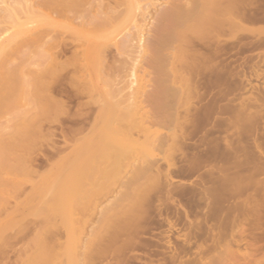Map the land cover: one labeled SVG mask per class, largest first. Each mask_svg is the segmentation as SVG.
Here are the masks:
<instances>
[{"label": "rangeland", "instance_id": "374dc122", "mask_svg": "<svg viewBox=\"0 0 264 264\" xmlns=\"http://www.w3.org/2000/svg\"><path fill=\"white\" fill-rule=\"evenodd\" d=\"M231 1L202 39L215 58L169 109L78 95L42 12L46 43L0 45V264H264V0Z\"/></svg>", "mask_w": 264, "mask_h": 264}, {"label": "bare ground", "instance_id": "6f19581e", "mask_svg": "<svg viewBox=\"0 0 264 264\" xmlns=\"http://www.w3.org/2000/svg\"><path fill=\"white\" fill-rule=\"evenodd\" d=\"M155 1L0 0V24L8 22L18 28L14 34L0 38L2 40L0 45L18 44V42L39 44L47 33L42 31L44 34H41L42 12L45 15L43 23L48 25L45 30L52 28L56 32L55 41L59 44L57 61L60 70L64 69L68 58L71 61V75L76 83L73 87L77 86L78 95L85 93L86 98L87 96L90 98L94 93L100 94L102 89L106 90L107 96L111 94L113 96L111 100L107 97L109 101L106 105L110 106V109L118 108L117 111L122 109L121 112L125 109L138 110L146 103L151 110L169 109L186 93L188 88L186 83L192 77L200 74L198 79H201L204 76L206 56L209 59L211 57L210 60L208 59L210 62L215 58L217 50L215 46L204 43L202 39L208 31L227 25L229 23L227 21H233V2L231 0H167L164 7L155 15L150 37L145 38L143 26L149 7L155 4ZM239 10L243 12V9ZM53 13L59 16L58 19L52 18L54 21L50 17ZM46 18L51 21H47ZM27 21H34L36 24L32 27H22ZM67 46L70 48L68 57ZM214 65L216 64H211L210 69ZM212 70L214 71H210L216 74L215 66ZM138 71L142 72L141 76H149L151 81L149 90H145L146 84L136 83ZM189 72H195V75L191 77ZM100 79L103 84L98 82ZM200 82L195 81L196 87H199ZM134 83L136 85H133ZM87 102L89 104V101ZM102 102L104 103V100ZM140 120L144 123L145 118ZM149 123L153 121L149 119ZM146 130L150 132L148 126Z\"/></svg>", "mask_w": 264, "mask_h": 264}]
</instances>
